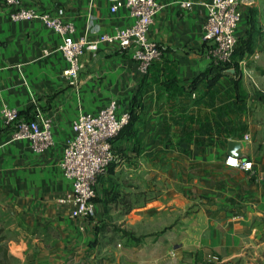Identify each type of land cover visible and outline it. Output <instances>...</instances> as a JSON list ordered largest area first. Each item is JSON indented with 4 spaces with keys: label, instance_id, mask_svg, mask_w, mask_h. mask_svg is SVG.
<instances>
[{
    "label": "crops",
    "instance_id": "0c3cea01",
    "mask_svg": "<svg viewBox=\"0 0 264 264\" xmlns=\"http://www.w3.org/2000/svg\"><path fill=\"white\" fill-rule=\"evenodd\" d=\"M157 1L163 7L149 37L162 45L163 54L148 72L134 59V47L103 42L81 56L78 83L71 85L63 74L68 62L59 49L62 35L40 19L11 20L12 8L0 0V141L13 128L1 115L4 104L17 107L21 119L50 117L55 138L44 153L26 138L0 148V201L20 229L16 246L27 247L37 264H96L89 241L109 214L124 217L121 227L148 226L153 212L189 205L195 196L216 211L219 237L212 245L219 253L234 257L259 240L264 146L238 91L243 66L224 68L210 56L204 38L209 0ZM22 2L73 22L76 40H94L133 23L128 8L111 11L115 0ZM247 27L244 19L239 36ZM113 100L118 113L129 111L133 120L113 140L116 161L97 181L93 216L74 218L70 205L59 201L70 187L60 162L72 123ZM247 133L251 139L240 152L254 161L253 171L226 164L229 140H245ZM138 191L154 196L137 205ZM148 238L150 250L157 251L168 248L171 237Z\"/></svg>",
    "mask_w": 264,
    "mask_h": 264
},
{
    "label": "built area",
    "instance_id": "2783aa9c",
    "mask_svg": "<svg viewBox=\"0 0 264 264\" xmlns=\"http://www.w3.org/2000/svg\"><path fill=\"white\" fill-rule=\"evenodd\" d=\"M5 2L12 8L9 13L11 20L40 19L48 28L62 35L63 42L59 49L68 62L63 74L71 85L78 83L81 56L87 50L97 51L103 42L134 47L133 57L143 72H148L151 64L163 54L162 45L149 37L154 18L163 7L157 0H115L111 11L115 13L121 7L128 8L133 23L117 26L113 34L104 33L94 40L85 36L74 39L76 26L73 22L23 5L22 0ZM183 5L189 7L191 3L183 2ZM205 5L207 17L204 38L210 43V56L219 63L231 64L234 62L239 30L245 19L242 0H209ZM242 63L238 62V68H242ZM230 69L236 71V66L233 65ZM1 115L13 128L0 141V148L25 138L31 141V148L38 153H44L54 145L50 117L40 113L31 119H21L18 108L8 104L1 108ZM130 120L131 113L125 111L119 114L117 103L113 100L97 113H81L73 121V135L67 140L60 162L70 187L59 201L70 205V214L74 218L93 216L97 177L116 160L113 140ZM250 139V134H245V140ZM226 164L244 171H253L255 166L253 160L233 155L227 157Z\"/></svg>",
    "mask_w": 264,
    "mask_h": 264
},
{
    "label": "rangeland",
    "instance_id": "374dc122",
    "mask_svg": "<svg viewBox=\"0 0 264 264\" xmlns=\"http://www.w3.org/2000/svg\"><path fill=\"white\" fill-rule=\"evenodd\" d=\"M242 7L245 19L255 22V39L253 52L246 55L243 69L238 70L242 72L238 91L240 96L243 92L245 113L252 115L261 135L259 144L264 146V0H242ZM110 167L98 175L97 181ZM136 194L137 205L154 196L145 191ZM196 197L189 205L176 204L168 210L153 212L147 216L148 226L121 227L120 220L124 217L118 213L109 214L89 241V251H93L96 264H205L231 259H241L242 264H264V225L255 245L250 243L240 250V255L228 258L224 251L219 253L212 245L219 237L215 226L216 211L203 207L201 199ZM164 234H169L173 240L169 238V247L150 250L148 236ZM17 242L21 243L20 229L13 226L10 211L0 201V264H37L27 247H17ZM143 243L147 244L146 249Z\"/></svg>",
    "mask_w": 264,
    "mask_h": 264
},
{
    "label": "trees",
    "instance_id": "16d2710c",
    "mask_svg": "<svg viewBox=\"0 0 264 264\" xmlns=\"http://www.w3.org/2000/svg\"><path fill=\"white\" fill-rule=\"evenodd\" d=\"M248 27L246 28V32L239 36L238 38V44L236 47V51L234 54V62L231 64L228 63H222L224 65V68H231L233 65L236 66V71H238V60L243 58L246 54L253 52L254 49V33H253V27L255 26V22L252 20H247ZM133 120L132 114H131V120ZM131 123V122H129ZM128 123V124H129ZM205 264H242L241 259H231L227 262L221 263V262H207Z\"/></svg>",
    "mask_w": 264,
    "mask_h": 264
},
{
    "label": "water",
    "instance_id": "95a60500",
    "mask_svg": "<svg viewBox=\"0 0 264 264\" xmlns=\"http://www.w3.org/2000/svg\"><path fill=\"white\" fill-rule=\"evenodd\" d=\"M246 145V140L231 139L228 142V154L236 157H243V153L240 152V150Z\"/></svg>",
    "mask_w": 264,
    "mask_h": 264
}]
</instances>
